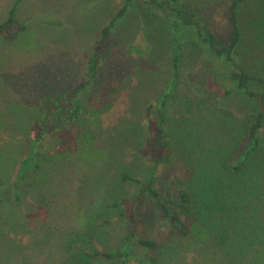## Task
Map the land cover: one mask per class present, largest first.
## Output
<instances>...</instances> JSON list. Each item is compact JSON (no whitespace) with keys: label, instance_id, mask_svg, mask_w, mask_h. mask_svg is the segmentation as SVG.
<instances>
[{"label":"rangeland","instance_id":"1","mask_svg":"<svg viewBox=\"0 0 264 264\" xmlns=\"http://www.w3.org/2000/svg\"><path fill=\"white\" fill-rule=\"evenodd\" d=\"M181 1L197 8V21L203 31L215 34L219 48L229 45L232 27L219 22L216 14L221 5L236 0ZM125 2L0 0V26L10 19L13 10L17 22L0 34V264H78L77 255L82 248L88 252L96 248L113 256L93 264H122V258L117 255L123 251L127 235L125 228L116 222L124 212L129 216L137 212L133 202H126L121 212L117 210L110 218L92 221L90 227L86 220L91 210L104 202L100 191L107 193L110 189V196L117 194L132 199L141 189L136 184L121 186L118 175L126 172L141 180L147 177L151 159L142 151L153 141L154 134H150L157 130L165 94L173 93L168 105L169 125L179 135L186 134L177 136L171 161L157 167L154 188L174 212L178 211L170 202L176 200L174 177L179 174L188 179L192 171L199 175L204 160L201 153L206 156L205 149L212 147L214 135L224 133L219 124L231 122L229 113L238 130L248 115L259 110V101L236 90L229 79L231 66L199 41L193 29L185 30L177 75L170 20L174 15L156 4L133 1L126 15L115 23L101 52L103 32ZM238 18L243 42L235 59L241 68L264 80V0L241 3ZM96 56L98 67L94 76L90 62ZM84 86L81 101L89 106L91 114L86 117L93 121L95 135L90 140L94 142L93 149L88 152L85 148L88 144H79L77 127L66 124L68 108L72 107L70 101L66 102L48 133L47 144L67 138L68 153L66 158L58 157L55 163V159L44 160L42 172L36 177L39 184L45 181L49 185L52 196L45 204L36 202L35 192L28 193L16 206L11 201L15 198L11 188L23 172L22 167L31 166L27 160L34 145L36 118L49 113L52 120L58 101L68 100ZM249 87L255 93H264L263 82L251 81ZM229 130L217 138L223 147L233 141ZM192 132L196 136L197 155L187 162L185 142ZM261 136L264 137V129ZM213 156L220 158L216 153ZM54 165L59 167L49 172ZM248 165L255 180L244 184L246 195L251 194L247 207L249 220L255 224L263 220L259 217L264 208L261 197L264 150L257 151ZM251 183L254 188L248 187ZM250 207L255 208L257 216L251 214ZM138 211L137 237L160 243L165 248V264H232L234 261V253L228 252L227 245H218L214 234L207 243L193 248L174 233L162 207L152 198L144 199ZM98 212L99 209L97 215ZM107 219L114 225L102 229ZM88 228L92 231L88 240L76 243L73 238L86 237ZM260 248L259 245L245 248L238 256L245 264H262ZM133 251L137 258L129 264H143L141 258L151 254L136 244Z\"/></svg>","mask_w":264,"mask_h":264},{"label":"trees","instance_id":"2","mask_svg":"<svg viewBox=\"0 0 264 264\" xmlns=\"http://www.w3.org/2000/svg\"><path fill=\"white\" fill-rule=\"evenodd\" d=\"M135 0H126L124 7L118 13L114 21L110 26L106 27L103 32V37L100 42L101 52L110 38L111 31L115 26V23L127 13L130 4ZM248 0H236L232 4L221 5L216 14V18L219 22H224L232 27V38L229 45L219 48L217 46L216 36L211 31H203L200 23L197 21L198 10L195 6L186 4L181 0H144L145 3L155 5L161 8L162 11L166 9L174 16L170 18L171 27L173 31V44H174V64L179 73V62L182 59L183 54V36L185 30L193 29L198 37L199 41L207 44L219 58L224 59L225 63L231 66L229 71V79L235 85V88L241 94L248 96L249 98L259 101V110L248 115L245 118V122L241 129H235L237 124L235 119L230 116L231 122L228 124L221 122L219 128L224 129V133L220 132L214 135V141L212 147L205 149L207 155L203 152V162L200 165L199 175L190 173L191 177L188 179L182 178L177 174L172 181V187L174 194L176 195L175 201H170L178 207V211H172L165 201L162 194L154 188L155 185V172L160 164L169 163L172 159V152L174 150L173 145L177 140V136L182 137L186 133L183 132L179 135L177 130L173 129L174 126L169 125V100L173 96V93H166L162 99V110L159 115L158 124L156 125L155 133L153 135V141L149 147L143 149V153L150 156L151 165L148 168L147 177L145 180H141L129 173L123 172L118 175V179L121 186L124 184H136L140 186V190L135 197H116L111 195V190L107 193L100 191V195H104V202L101 203L98 208L91 210V214L86 220V225L91 226L92 221L98 219L110 218L109 215H114L117 210L121 212V208L126 202H133L134 208L137 209L133 215L129 216L127 212L121 214L118 218L120 226L124 227L126 233V245L117 255L122 258V264H129V261L133 258H137L133 255V245L136 244L143 250L150 251L151 254L145 255L141 262L143 264H165L164 259L166 257L165 251L160 243L157 241H150L137 237V221L138 210L140 209L141 202L147 197L152 198L162 207L163 212L166 215L167 220L170 222L174 233L183 238L186 242L190 243L193 248L198 247L202 242L207 243L208 237L214 234L215 241L221 247L224 245L228 252L234 253V261L232 264H245V261L238 255L245 248L259 245L262 249L259 259L264 264V208L262 210V221L251 223L249 220V199L251 194L246 195V187L244 182L254 179L251 174L252 168H248L252 156L258 151L264 150V137L261 136L262 129H264V93H255L250 90L251 81L263 82V79H259L255 75L249 73L245 69L241 68L240 64L236 61L235 55L238 52L243 42V33L238 18V7L241 3ZM253 3H257L259 0H250ZM175 4V7H172ZM14 10L12 11L10 19L0 26V34L3 35L5 30L10 26L17 25ZM18 27H22L19 26ZM98 56L92 59L90 62V68L92 69V75H96L98 67ZM80 88L76 93L69 96V99H62L56 104L55 114H53L52 120H49V113L46 117L36 118L34 122V145L31 148L30 156L27 162L31 163V166L22 167L23 172L20 176H17L13 182L12 192L15 198L11 201L17 206L22 203V199L28 196V193L35 192L33 198L37 203L42 201L46 204L49 197L52 196V190L49 189V185L43 181L39 184L36 180L39 172H42L44 160L54 162L58 157L62 156L66 158L65 147L68 144L67 138L60 142L52 143L48 145L49 131L54 126L58 118V113L63 110L64 104L68 101L72 103V107L67 116V125L74 124L77 127V140L80 144L87 145L85 148L88 152L93 149V144L90 140L94 138L95 133L92 130V122L86 117V114L90 112L89 106L81 101L83 97V89ZM230 94V93H228ZM171 104V103H170ZM168 109V110H167ZM91 114V113H89ZM225 115V114H224ZM228 116V117H229ZM158 127V128H157ZM170 127V128H169ZM229 133L232 135L233 141L228 142L225 147L218 142V137L222 138L223 135ZM219 130V129H218ZM176 132V134H175ZM235 132V133H233ZM150 133V132H149ZM149 135V134H148ZM189 137L185 143L188 144L187 150V162H192L191 156L197 155L195 151L196 144L195 133L188 134ZM167 142H164V139ZM179 143V142H178ZM147 144V143H146ZM200 149V147H199ZM238 152V153H237ZM220 155V158L213 155ZM235 156V157H234ZM234 157V158H232ZM63 158V159H65ZM220 159V160H219ZM106 165L108 164L105 162ZM23 165V164H22ZM25 165V163H24ZM105 165V166H106ZM212 166V167H211ZM59 165H54L49 172H52ZM214 167V168H213ZM213 168V169H212ZM254 168V167H253ZM46 180V179H44ZM255 180V179H254ZM255 183V181H254ZM257 185V183H256ZM248 187H255L253 183ZM253 194V193H252ZM110 196V197H109ZM264 198V194L261 196ZM20 205V204H19ZM139 208V209H138ZM99 209L98 215L97 211ZM251 214L256 215L254 207H250ZM93 211V212H92ZM101 212V213H100ZM104 212V213H103ZM257 216V215H256ZM260 219V220H261ZM114 225V222L107 219L104 221L102 229H106ZM91 228H88L86 237L82 235L76 236L74 241L79 243L81 240H88L87 236L91 233ZM225 242V243H224ZM227 242V243H226ZM225 249V250H226ZM78 264H93L97 260L113 259L111 254L92 248L91 252L82 248L79 251ZM229 264V262H228Z\"/></svg>","mask_w":264,"mask_h":264}]
</instances>
